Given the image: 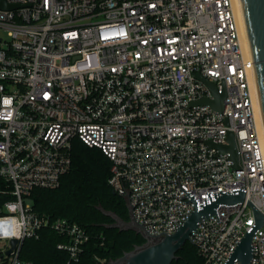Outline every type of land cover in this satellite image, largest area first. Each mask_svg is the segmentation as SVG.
Listing matches in <instances>:
<instances>
[{
	"label": "built area",
	"instance_id": "1",
	"mask_svg": "<svg viewBox=\"0 0 264 264\" xmlns=\"http://www.w3.org/2000/svg\"><path fill=\"white\" fill-rule=\"evenodd\" d=\"M1 1V0H0ZM0 7V264L22 259L26 238L49 227L78 261L90 239L66 217L40 215L28 196L55 188L72 164L75 137L110 158L108 182L128 199L132 216L152 234H171L193 210L220 195L245 192L201 217L190 241L202 264H227L264 213V146L252 95L254 60L241 44L234 0H4ZM225 93L222 110L202 98ZM236 140L230 152L208 141ZM249 264H264V223ZM230 264H241L235 260Z\"/></svg>",
	"mask_w": 264,
	"mask_h": 264
},
{
	"label": "trees",
	"instance_id": "2",
	"mask_svg": "<svg viewBox=\"0 0 264 264\" xmlns=\"http://www.w3.org/2000/svg\"><path fill=\"white\" fill-rule=\"evenodd\" d=\"M110 158L97 146L75 137L72 142V164L55 188H34L28 200L40 215L66 217L83 226L90 235L78 261H69L70 254L58 244L68 237L45 227L38 238H26L20 250L22 259L34 264H107L126 251L143 244V235L133 229L112 226L114 219L105 210L115 212L125 221L130 219L125 197L114 192L108 182ZM7 184L0 178V214L4 203L12 196L3 192ZM196 246L186 241L171 264H202Z\"/></svg>",
	"mask_w": 264,
	"mask_h": 264
},
{
	"label": "water",
	"instance_id": "3",
	"mask_svg": "<svg viewBox=\"0 0 264 264\" xmlns=\"http://www.w3.org/2000/svg\"><path fill=\"white\" fill-rule=\"evenodd\" d=\"M242 9L244 13L246 30L249 38L251 48V55L254 60V69L256 76V83L258 87L262 115L264 119V0H241ZM1 8H16L18 4L6 3L4 0L0 1ZM203 82L210 86L214 93V98H202L194 103H208L216 110H222L224 107L225 93H218L216 86L207 77L197 73ZM227 139L228 144H216L213 141H208L210 147H217L221 151L230 152L234 165L238 166V154L236 147L235 135L229 132ZM115 192V191H114ZM245 192L240 191L239 194H225L219 196L216 201L206 204L203 208L197 207L193 210L189 218L178 227V229L171 234H152L142 224L137 223L131 211V206L128 201L130 219L125 221L115 212L105 210L100 207L106 214L113 217L114 222L112 226L120 229H133L143 235L145 242L136 245L134 249L126 251L122 256L109 260L107 264H171L177 258V251L182 247L186 241H190V234L197 227V222L201 217L208 216L214 213L219 203H235L243 201ZM254 208L255 224L245 232L241 241L232 254L229 262L238 260L241 264H249L253 256L252 241L255 232L264 223V213L261 212L251 202ZM18 239L13 237L10 239V247L4 253H0V258L5 255H11L17 245Z\"/></svg>",
	"mask_w": 264,
	"mask_h": 264
},
{
	"label": "bare ground",
	"instance_id": "4",
	"mask_svg": "<svg viewBox=\"0 0 264 264\" xmlns=\"http://www.w3.org/2000/svg\"><path fill=\"white\" fill-rule=\"evenodd\" d=\"M234 5H235L237 21L239 24L242 48L246 53L251 54V48H250L249 38H248L247 30H246L241 0H234ZM251 86H252V95H253L254 105H255V116H256L257 126H258V130L261 136L263 146H264V119L262 115L260 97H259L255 74L251 75ZM18 230H19V227H18V222L16 220L15 227L11 229V232L13 234H17Z\"/></svg>",
	"mask_w": 264,
	"mask_h": 264
},
{
	"label": "rangeland",
	"instance_id": "5",
	"mask_svg": "<svg viewBox=\"0 0 264 264\" xmlns=\"http://www.w3.org/2000/svg\"><path fill=\"white\" fill-rule=\"evenodd\" d=\"M0 35L6 37V33L3 31H0ZM4 213H5V209H4ZM15 224H16V218H10L8 221L0 222V225L6 227L8 230H10V232L11 229L15 227Z\"/></svg>",
	"mask_w": 264,
	"mask_h": 264
}]
</instances>
